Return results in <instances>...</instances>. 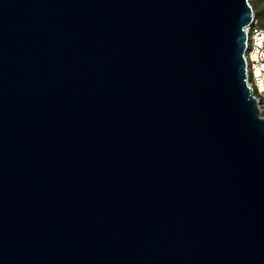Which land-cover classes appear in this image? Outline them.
Returning <instances> with one entry per match:
<instances>
[{"label": "water", "instance_id": "water-1", "mask_svg": "<svg viewBox=\"0 0 264 264\" xmlns=\"http://www.w3.org/2000/svg\"><path fill=\"white\" fill-rule=\"evenodd\" d=\"M251 0H0V264H264Z\"/></svg>", "mask_w": 264, "mask_h": 264}, {"label": "built area", "instance_id": "built-area-1", "mask_svg": "<svg viewBox=\"0 0 264 264\" xmlns=\"http://www.w3.org/2000/svg\"><path fill=\"white\" fill-rule=\"evenodd\" d=\"M246 32L248 43L245 58L248 83L264 116V29L254 17L252 24L246 27Z\"/></svg>", "mask_w": 264, "mask_h": 264}, {"label": "trees", "instance_id": "trees-1", "mask_svg": "<svg viewBox=\"0 0 264 264\" xmlns=\"http://www.w3.org/2000/svg\"><path fill=\"white\" fill-rule=\"evenodd\" d=\"M255 14V19L261 28L264 29V0H251L250 1Z\"/></svg>", "mask_w": 264, "mask_h": 264}]
</instances>
